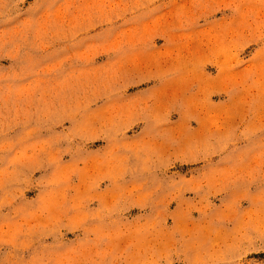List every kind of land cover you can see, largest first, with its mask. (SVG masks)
<instances>
[{
	"label": "rangeland",
	"instance_id": "obj_1",
	"mask_svg": "<svg viewBox=\"0 0 264 264\" xmlns=\"http://www.w3.org/2000/svg\"><path fill=\"white\" fill-rule=\"evenodd\" d=\"M0 264H264V0H0Z\"/></svg>",
	"mask_w": 264,
	"mask_h": 264
}]
</instances>
